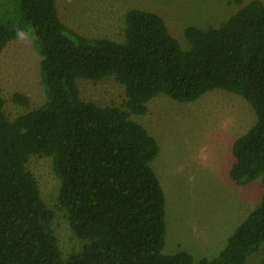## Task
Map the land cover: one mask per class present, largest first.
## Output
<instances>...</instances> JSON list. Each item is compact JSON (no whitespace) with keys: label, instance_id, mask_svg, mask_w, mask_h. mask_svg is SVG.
Returning a JSON list of instances; mask_svg holds the SVG:
<instances>
[{"label":"trees","instance_id":"1","mask_svg":"<svg viewBox=\"0 0 264 264\" xmlns=\"http://www.w3.org/2000/svg\"><path fill=\"white\" fill-rule=\"evenodd\" d=\"M241 5L242 0H232ZM0 52L22 32L40 56L45 101L9 120L0 91V264H245L264 248V192L225 246L197 261L185 251L163 255L165 199L149 164L159 147L144 115L159 94L192 102L223 90L240 96L256 120L234 140L229 179L264 187V4L252 1L217 28L187 27L181 49L152 12L125 15L124 40L88 39L59 19L56 0H0ZM18 33H20L18 35ZM114 77L123 107L84 102L77 81ZM12 101L27 106L25 96ZM124 108V109H123ZM33 156L52 158L57 209L64 210L82 249L63 259L44 204L27 169Z\"/></svg>","mask_w":264,"mask_h":264},{"label":"rangeland","instance_id":"2","mask_svg":"<svg viewBox=\"0 0 264 264\" xmlns=\"http://www.w3.org/2000/svg\"><path fill=\"white\" fill-rule=\"evenodd\" d=\"M252 1L242 0L236 5L232 0H56V7L60 21L77 34L118 43L124 40L127 12L136 9L155 13L181 49L187 51L191 47L184 36L187 27L202 31L217 28ZM257 1L264 4V0ZM40 59L26 32L0 52V91L9 120L44 103ZM77 85L84 102L123 107L124 88L114 77L98 82L79 79ZM14 94L25 96L28 105L14 103ZM129 118L145 127L159 147L149 166L165 199L166 233L161 253L185 251L195 261L215 257L236 227L259 205L264 192L260 178L238 186L228 176L234 162L232 144L256 120L251 106L223 90L208 91L192 102L159 94L147 103L144 115L130 114ZM27 169L38 183L44 204L55 213L53 230L65 260L78 253L84 242L71 230L65 211L56 208L59 183L52 158L33 156ZM245 264H264V248Z\"/></svg>","mask_w":264,"mask_h":264},{"label":"bare ground","instance_id":"3","mask_svg":"<svg viewBox=\"0 0 264 264\" xmlns=\"http://www.w3.org/2000/svg\"><path fill=\"white\" fill-rule=\"evenodd\" d=\"M32 175V174H31ZM58 194H59V192H58ZM58 197V196H57ZM57 210V209H56ZM69 225V224H68ZM163 249V248H162Z\"/></svg>","mask_w":264,"mask_h":264},{"label":"crops","instance_id":"4","mask_svg":"<svg viewBox=\"0 0 264 264\" xmlns=\"http://www.w3.org/2000/svg\"><path fill=\"white\" fill-rule=\"evenodd\" d=\"M204 258H206V257H204ZM207 259H210V258H207Z\"/></svg>","mask_w":264,"mask_h":264},{"label":"clouds","instance_id":"5","mask_svg":"<svg viewBox=\"0 0 264 264\" xmlns=\"http://www.w3.org/2000/svg\"><path fill=\"white\" fill-rule=\"evenodd\" d=\"M20 33H18V35H19Z\"/></svg>","mask_w":264,"mask_h":264}]
</instances>
